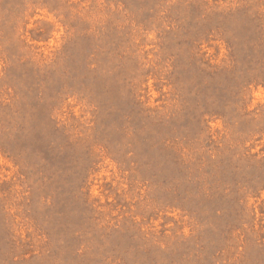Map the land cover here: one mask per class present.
Masks as SVG:
<instances>
[{
	"label": "rangeland",
	"instance_id": "1",
	"mask_svg": "<svg viewBox=\"0 0 264 264\" xmlns=\"http://www.w3.org/2000/svg\"><path fill=\"white\" fill-rule=\"evenodd\" d=\"M0 264H264V0H0Z\"/></svg>",
	"mask_w": 264,
	"mask_h": 264
}]
</instances>
